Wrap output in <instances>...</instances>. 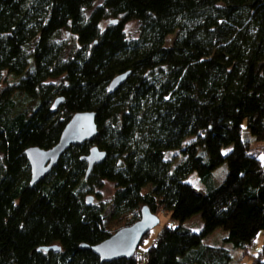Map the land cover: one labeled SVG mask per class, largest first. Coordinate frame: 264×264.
<instances>
[{
	"label": "trees",
	"instance_id": "obj_1",
	"mask_svg": "<svg viewBox=\"0 0 264 264\" xmlns=\"http://www.w3.org/2000/svg\"><path fill=\"white\" fill-rule=\"evenodd\" d=\"M79 113L95 115L96 136L30 186L26 150L52 149ZM262 145L264 0H0V264H230L264 236ZM94 147L105 159L86 178ZM143 207L173 223L148 248L151 232L130 259L81 247ZM217 230L224 246L203 245ZM251 264H264V240Z\"/></svg>",
	"mask_w": 264,
	"mask_h": 264
},
{
	"label": "water",
	"instance_id": "obj_2",
	"mask_svg": "<svg viewBox=\"0 0 264 264\" xmlns=\"http://www.w3.org/2000/svg\"><path fill=\"white\" fill-rule=\"evenodd\" d=\"M129 73L116 77L109 85L110 92L115 91L121 86ZM62 99H57L52 110H55ZM95 115L93 113L75 114L69 123L64 128L59 142L56 146L48 151H43L38 148H30L26 150L25 156L30 167V186H34L39 181L44 179L54 166L58 163L63 153L71 146L81 145L85 142H90L96 136ZM105 159V154L97 148H92L89 155L83 158L87 162L88 168L86 178L88 177L92 166L102 162ZM88 204L93 202L92 197L87 199ZM159 225V218L153 214L147 207H143L140 211L139 220L129 227L119 229L107 240L100 244L88 247L81 246L84 249H90L101 262H111L119 259H130L138 249L142 239ZM43 251L59 252L56 246L43 248Z\"/></svg>",
	"mask_w": 264,
	"mask_h": 264
},
{
	"label": "rangeland",
	"instance_id": "obj_3",
	"mask_svg": "<svg viewBox=\"0 0 264 264\" xmlns=\"http://www.w3.org/2000/svg\"><path fill=\"white\" fill-rule=\"evenodd\" d=\"M135 31H136V24L131 23L127 26L128 35L134 36ZM173 39H174V36L168 37L166 40V46H170L173 42ZM262 149L264 151V145H262ZM228 151L229 150L227 149L225 153ZM165 158L171 164L172 167L176 166L182 160L181 157L175 152H168ZM223 173H224V166H221L214 171L213 176L214 178H218L219 176H222ZM187 183L193 187L195 192L199 194H203L205 192V188L203 185L199 183V180L196 174H191L187 179ZM113 191H114L113 185L109 183H105L103 187L100 190H97L96 192L100 194L101 200L107 201L111 198ZM157 217L159 218V225L155 227L151 231V234L149 235V237L145 239L142 249L148 248L153 243L157 234L160 232V230L164 226L173 225V223L170 221L168 214L159 212L157 214ZM201 225L202 224H201L199 216H195L185 223V227L190 229L193 232H197L201 228ZM225 237H226V234L223 231L217 230L212 235H210L209 237L203 240V245L209 246V247L224 246L223 240ZM263 240H264L263 233L260 232L255 240L254 245L252 246L250 250H248L247 252L232 251L231 252L232 261L230 264H251L252 257L255 256L257 252L259 251ZM225 247H228L230 249L228 245H226Z\"/></svg>",
	"mask_w": 264,
	"mask_h": 264
}]
</instances>
